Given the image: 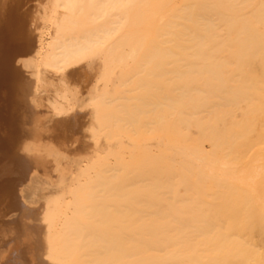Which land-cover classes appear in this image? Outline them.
<instances>
[{"label": "bare ground", "instance_id": "bare-ground-1", "mask_svg": "<svg viewBox=\"0 0 264 264\" xmlns=\"http://www.w3.org/2000/svg\"><path fill=\"white\" fill-rule=\"evenodd\" d=\"M35 11L0 30V264H264V0Z\"/></svg>", "mask_w": 264, "mask_h": 264}, {"label": "rangeland", "instance_id": "rangeland-1", "mask_svg": "<svg viewBox=\"0 0 264 264\" xmlns=\"http://www.w3.org/2000/svg\"><path fill=\"white\" fill-rule=\"evenodd\" d=\"M2 1L3 2H2L1 9H0V16H1V22L2 23H1L0 30L2 29L1 30L2 32L8 30L9 33L13 34L12 36H14V35L18 36V40L20 42L23 40L24 45H26L25 42L27 41V37L29 35V29H28L29 26L28 25H30V23L33 21L34 17H36L35 15H36L37 11H35V10H38L39 4H43L44 0H20V2H19V0H2ZM33 14H35L34 17L32 16ZM46 26L47 27L45 28V30L43 29L45 31L44 32V39L46 38L45 40L48 39V36H49L48 34L50 33L49 31H51L50 30L51 25L48 26V24H47ZM15 50L16 49H14V48L11 50V55L19 56L20 54H16L17 52ZM9 77H10V74L8 72V74L6 73V75L4 77L0 78V81L2 82L0 84V92H5L8 89H12V87L14 86L13 82L11 81V77L10 78ZM15 90L18 91L17 89H15ZM18 112L20 113L21 110H19ZM19 113H16V114L18 115ZM18 117H19V115H18ZM18 129L20 130V127L17 124V130ZM18 138L19 137H17V139H16V143L19 142ZM48 142H50V145L57 146L56 141L49 140ZM258 145H259V143H258ZM13 153L17 154L16 156L20 155V153L17 151V148L13 150ZM10 220L11 219H5V222L7 221L6 223H9ZM15 225L16 224H11V225L9 224V225H7V227H5L6 230L4 231L5 232L4 237L9 238V236H8L9 234H10V236H12L11 235L12 233H10L9 229H12ZM12 243L13 242H11L9 244V246H11ZM8 253L10 254V252H8ZM9 258H11V255L9 256ZM9 258H7V259H9ZM29 262H30V264H32V260L30 258L28 260V258H27V264Z\"/></svg>", "mask_w": 264, "mask_h": 264}]
</instances>
